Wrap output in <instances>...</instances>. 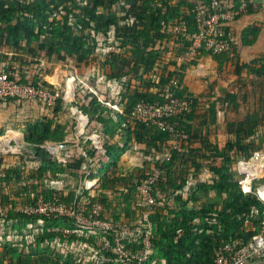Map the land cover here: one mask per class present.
Returning <instances> with one entry per match:
<instances>
[{
    "label": "trees",
    "instance_id": "trees-1",
    "mask_svg": "<svg viewBox=\"0 0 264 264\" xmlns=\"http://www.w3.org/2000/svg\"><path fill=\"white\" fill-rule=\"evenodd\" d=\"M238 2L231 0L235 7ZM191 7L189 0H0V60L12 61L21 80L34 84L40 80L54 91L46 82L50 67L58 66L64 69L63 75H72V68L91 64L101 69L105 81L117 83L120 104L119 108L113 106L92 78H82L68 103L86 124L93 122L88 132L97 131V145L85 140V156L72 147L56 158L40 144L44 140H62L71 133L72 128H64L50 117L68 107L57 95L49 117L27 120L22 129V138L30 149L26 156L37 159V166L28 172L14 159L4 158L7 165L0 163V192L4 191L0 202L20 194L26 200L35 195L47 197L50 191L42 193L36 180L48 171L55 173L65 168L76 176L86 160L99 175L98 187L110 190L108 196L97 191L93 198L113 212L114 218L132 217L134 186L128 183L132 172L120 174L117 164L122 151L135 144L148 157L144 159L148 165L143 164L145 168L149 170L153 165L159 172L152 185L156 204L149 214L151 248L144 264H211L213 250L219 244L231 239L246 241L257 231L262 222V204L252 193L241 190L232 163L230 167L233 158L255 147L252 139L244 141L252 129L244 130V137L237 132L233 138L224 137L221 148H210V142L199 138L197 144L189 141L184 149L168 150L171 131L130 116L132 105L138 100L162 101L159 93L172 82L173 95L190 99L191 110L170 115L165 122L174 132H190L188 120L198 100L192 91L181 87L186 65L176 59L186 50L189 40L182 34L171 37L164 27L182 19L187 32L194 31ZM260 9L264 10V1L246 0L236 19ZM256 33L257 26L247 25L240 31L239 41L248 45ZM234 50L233 45L232 52L212 54L198 48L189 58L208 53L221 72L227 61H233ZM194 59L190 64L195 63ZM262 63L242 66H248L250 77L260 82L264 81ZM167 150V159L154 157ZM215 155L221 157L220 162H215ZM205 161L210 174L202 178ZM188 169L193 184L183 197L182 190H186L182 184ZM28 222L36 229L24 237L22 228H27ZM70 224L66 217L52 215L18 213L0 218V264H84L80 253L69 246L70 240L83 237L57 229ZM15 230L21 235L20 243H28L27 250L21 251L16 245Z\"/></svg>",
    "mask_w": 264,
    "mask_h": 264
},
{
    "label": "built area",
    "instance_id": "built-area-1",
    "mask_svg": "<svg viewBox=\"0 0 264 264\" xmlns=\"http://www.w3.org/2000/svg\"><path fill=\"white\" fill-rule=\"evenodd\" d=\"M189 1L192 3L191 11L196 27L194 31L187 32V25L182 19L169 22L164 27V31L171 37L182 34L188 38V46L181 58L195 54L198 48L212 54L232 52L236 41L232 26L246 0H238L237 7L233 6L231 0ZM12 65L14 66L12 61L0 60V102H16L26 106L35 102L45 117L50 116L54 100L58 95L57 88L53 91L41 84L40 80L35 84L29 80H21ZM171 83L165 84L159 93L163 97L162 101L138 100L132 105L130 115L140 121L155 123L160 129L171 131L172 137L167 142L168 150L171 148L181 150L186 148L188 134L183 131L174 132L173 127L165 122V118L181 111H188L191 100L173 95L170 90ZM72 88L65 84L63 103H66ZM77 136L73 135L70 140L65 138L56 141L44 140L40 146L56 158H60L63 152L71 150L72 147L85 156L84 141L90 140L96 145L95 135L90 133L80 137V140ZM9 139L10 137L7 138L6 144L11 148ZM5 150L3 149L4 152ZM168 150L154 157L160 160L167 159ZM144 158L148 157L144 156ZM232 168L241 190L244 193H252L262 204V222L248 240L231 239L215 247L211 264H245L264 253V148L254 147L247 155H237L233 158ZM140 169L137 173L132 172L128 182L134 186L132 217L120 215L114 218L99 200L93 198L97 192L96 184L99 176L95 174L94 167L84 160L76 176L67 172L66 176L75 179L72 184L62 186L59 181L61 186L56 188L47 186L50 189L49 196L35 195L32 200L15 197L0 202V218L18 213L29 216L66 217L71 224L57 229L63 233H75L83 237L80 238L81 240H70L69 246L80 253L84 264L87 261L93 264H144L151 248L149 214L156 204L152 185L159 172L153 165L147 170L142 164ZM47 177L49 176H44L42 179L46 182ZM53 177L62 178L61 174ZM59 184L55 182V185ZM60 243L57 242L58 245Z\"/></svg>",
    "mask_w": 264,
    "mask_h": 264
},
{
    "label": "rangeland",
    "instance_id": "rangeland-1",
    "mask_svg": "<svg viewBox=\"0 0 264 264\" xmlns=\"http://www.w3.org/2000/svg\"><path fill=\"white\" fill-rule=\"evenodd\" d=\"M251 16H254L252 22L257 21L261 23L260 25H256L259 26V28L264 33V10L260 9L259 11L254 12V14H252ZM251 16H249V19L251 18ZM256 18L261 19L256 20ZM233 35L235 36L234 31ZM114 44L115 43H112V45ZM233 45L236 47V41ZM262 47L264 48L263 42L260 48ZM205 51L206 50H204V52ZM204 54L208 56L205 63V72H203L201 75H196L194 69L190 68L194 67L196 64H190V60L194 58H181V55L179 56V58H176L178 62H182L186 65L185 69L187 71L188 78L192 77L191 80H194L195 82H197L195 77H197L198 79L204 78V90H202L198 94H196L195 92H191L198 101L193 105V113L190 117L191 119L188 120V123L190 125V132L188 133L190 141H192L194 144H197L199 138H205L208 142H210V148L214 149L213 146H215L216 148H221L223 145L224 137L233 138L236 132L238 133L239 137H244L245 133L243 131L246 129H252V134L246 136V139H244V141L252 139L256 147L264 148V81L261 80L260 82H257L253 80L250 77V73L248 72L249 67L242 66V64L256 66L263 64L262 62H264V50L256 54L254 57L250 56L249 58H247V56H242L241 60H239L238 58H232L233 62L229 66H226V68H224L221 72L217 71L216 62L214 64L212 59L209 57V54ZM171 56L174 57L173 51L171 53ZM187 60L189 61L187 62ZM194 61L196 62L197 60L194 59ZM198 69L203 70V68L201 67ZM56 70V76L58 77L57 81H55V77L50 76V74L47 78L50 80L53 79L55 85L58 86V80H60L61 74L59 72H64V69H61L58 66L50 67L51 73H54ZM71 71L72 75L77 77V80L74 79V86L77 85L78 87L82 78L90 77L97 83V89L101 93L102 91H104L108 98H110V100L112 101V105L117 107L120 106L117 103L119 89L117 83H110L109 81H105V79L103 78L104 74L102 73L100 68H96L95 65L92 66L90 64L87 66L82 65L79 67V69L72 68ZM199 73L201 72L199 71ZM67 76L70 77V75L63 76L60 82L63 88L65 87V79ZM190 84L192 87H197L195 83ZM196 89L198 90V88ZM72 91L73 88L70 90V92L72 93ZM79 95L80 94L78 93L77 98ZM32 105H37V103L35 104V102H33ZM67 106L68 107H65L61 113L57 115L50 114V117H52L56 122L61 123L64 128H72L73 130L83 129V132L81 134H83V136L88 135L89 127L93 125V122H91L90 124H86V120L79 114L77 109L69 105V103L67 104ZM30 108L31 107H28L25 104H16L14 102H5L0 105V128L3 129V132L2 134H0V136L4 135L8 138V136L6 135L13 133V135H11L9 139V146L11 148H8L7 146L2 147L3 149H6V152H4L1 148L0 142V153H2V156L0 155V163L7 165L4 158L14 159L18 165L23 166L24 170L28 172H30L37 166L38 160L34 158L28 159L27 156L30 155V149L26 147V144L22 138V129L24 127V123L27 120H30L31 118H39L40 116L39 113H37L36 111L35 113ZM32 114H34L33 117H31ZM139 148H141L140 145ZM139 148L135 147V144H131L127 146L126 149L128 150L125 149L122 151L119 162L117 164V166H120V174H125L128 172L137 173L141 170L140 165L144 164L145 166H148L145 163V160L139 161L137 159L128 164L129 160L126 159V156L124 157L125 153L130 151H134L135 154H137V152L140 151ZM213 149L211 150L213 151ZM16 151H18V154L16 153ZM10 154H13V156L15 157H10ZM20 154L22 155V158H20ZM128 155L130 154L128 153ZM123 158H125V164L121 163V160ZM215 158V162H220L221 157L219 155H215ZM122 161L124 162V160ZM232 161L230 162V167ZM208 164V161H205V163L203 164V172L200 174L202 178L209 176L210 174L208 170ZM187 171L188 172L184 175V181L182 184V187L186 190H182L181 196L183 197L188 192H190V188L193 184V181L190 177L191 174L189 173L191 171L189 169ZM67 172H69L68 168H65V170H61L59 172L55 171V173H51L50 171H48V174H45V176L53 177L61 174L62 178L53 177L50 179L49 177H47L46 182L44 181V179L40 178L39 180H36L38 181V189H42L43 192H41L45 193L46 191H50L47 186L56 188L57 186H61L62 184V186L70 185V183L72 184L75 179L71 176H66ZM0 178H3L1 168ZM59 181L61 185L59 184ZM55 182L59 185H55ZM73 189L74 188H72V190ZM96 191H100L107 196L110 194V190L103 191L102 189H100L98 187V182L96 184ZM16 197L19 199H26L23 194L17 195ZM109 213L112 214L113 212ZM28 231V229L22 228V234H24V237L26 236ZM9 232L11 231L9 230ZM13 237L16 239V242L12 239L11 242L17 243L16 245L22 248L21 251L27 250L28 243H22V241L20 243L21 235H19L16 230L14 231ZM81 252L84 253L82 250ZM7 259L8 258L5 257L3 260L6 262Z\"/></svg>",
    "mask_w": 264,
    "mask_h": 264
},
{
    "label": "crops",
    "instance_id": "crops-1",
    "mask_svg": "<svg viewBox=\"0 0 264 264\" xmlns=\"http://www.w3.org/2000/svg\"><path fill=\"white\" fill-rule=\"evenodd\" d=\"M254 1H261V0H254ZM253 13H250V14H244V15H241L240 17H238L234 23H233V26H232V29L235 33V39H236V47H235V50H234V56L233 57L234 59H239L241 60L242 56H247V58H249L250 56L254 57L256 54H258L259 52L263 51L264 48H260L261 47V44L262 42L264 43V33L262 32V30L259 28V26H257L256 24L260 25L261 23L260 22H252V19L254 18V16H251ZM249 16H251V18L249 19ZM261 18H256V20H260ZM250 24H254L255 26H257V33L255 35V37L252 39L251 43L248 44V45H244V44H241V42L239 41V34H240V31L242 30V28H244L245 26L247 25H250ZM241 45V46H240ZM208 56V55H207ZM207 56L205 54H202V55H198L195 59L197 60L194 64L195 66L194 67H190L191 69H194V71L196 72L195 74L196 75H201L203 72H205V68H206V59H207ZM233 56V55H232ZM210 57V56H209ZM211 58V57H210ZM212 61L214 62L215 64V60H213V58H211ZM232 60V59H231ZM233 61H227L223 66L224 68H226V66H229ZM203 68V70H200L198 68ZM59 70V69H58ZM57 71V70H56ZM56 71L54 73H51L50 72V76L54 74L55 76V81H57V76H56ZM186 71V69L184 70ZM199 71L201 73H199ZM198 72V73H197ZM61 73V72H59ZM192 77L188 78V75H187V71L184 72V75H183V78H182V88L183 89H186L187 91H192V92H195L196 94H198L199 92H201L202 90H204L203 88V85H204V78L202 79H198L197 77H195V79L197 80V82H195L194 80H191ZM60 80H61V76H60ZM52 81V80H51ZM206 81V80H205ZM190 83H195L197 85V87H192ZM57 87V86H56ZM198 88V90L196 89ZM200 89V90H199ZM13 103V102H12ZM16 103V102H14ZM3 104V103H1ZM0 104V105H1ZM17 104V103H16ZM33 106V105H32ZM32 106H28V107H31L30 109L32 111H36L37 113L41 115H43V113L41 112V109L38 108V107H32ZM35 112V113H36ZM193 113V112H192ZM34 114H32L31 117H33ZM33 119V118H31ZM191 119V118H190ZM72 130V129H71ZM77 130V131H76ZM72 130L71 133H69L68 135L65 136V139H69L73 136V135H78L80 137H84L83 134H81L83 132V129L82 130ZM94 132H97V131H94ZM13 135V133H10L9 135H6L8 136V138ZM19 137V136H18ZM0 142H1V147L3 146H7L6 144V140H7V137H1L0 138ZM8 147V146H7ZM78 152V150H77ZM128 153L130 155H128ZM126 156V159L129 160L128 164H130L131 162H133L134 160H139V161H142V157L138 154H135V152H126L124 157ZM124 160V162L122 161ZM121 160V163H124L125 164V158H123ZM124 166V165H123ZM245 264H264V253L261 254L257 259H254L252 261H249Z\"/></svg>",
    "mask_w": 264,
    "mask_h": 264
},
{
    "label": "clouds",
    "instance_id": "clouds-1",
    "mask_svg": "<svg viewBox=\"0 0 264 264\" xmlns=\"http://www.w3.org/2000/svg\"><path fill=\"white\" fill-rule=\"evenodd\" d=\"M194 55V54H193ZM192 56V55H191ZM191 56H189V57H191ZM188 57V58H189ZM57 72V71H56ZM49 74H50V72H49ZM48 74V75H49ZM48 75L46 76V82H48L49 84H51L52 86H53V88L55 89V88H57V90H58V95H60L61 96V98H62V95H63V92H64V89H65V87L63 88L62 87V84H60V82H61V80H62V77L63 76H66V75H63V72H61V74H60V76H61V80H58V86L56 87V85H55V83H54V80L53 79H48L47 77H48ZM52 76V75H51ZM28 77V76H27ZM53 77H55L54 75H53ZM74 79H76L77 80V77H75V76H73V75H70V77H66V79H65V84H68L69 86H72L73 87V91H72V93L71 94H69V98L67 99V101H66V103H68V100L71 98V95H73L74 93H75V87L76 86H74ZM53 82V83H52ZM110 83H115V82H113V81H109ZM91 89V88H90ZM61 90V92L59 93V91ZM102 96V95H101ZM119 102V100H117V103ZM63 103V102H62ZM20 104V103H19ZM63 104H65V103H63ZM111 104H112V101H111ZM119 104V103H118ZM120 105V104H119ZM27 106H32V105H27ZM114 106V105H113ZM32 107H38V106H36V105H33ZM117 107V106H116ZM120 107V106H119ZM119 107H117V108H119ZM39 108V107H38ZM191 110V108L188 110V111H186V112H189ZM50 114H51V112H50ZM41 116H44V115H41ZM131 116V115H130ZM49 117V116H48ZM132 117V116H131ZM137 120V119H136ZM90 133H94V135H95V138H96V143H97V134H96V132H94V130L93 131H91V132H89V134ZM188 138V137H187ZM187 141V144L189 143V141L190 140H186ZM186 144V145H187ZM97 145V144H96ZM256 147V146H255ZM126 150H128V149H126ZM5 152H6V150H5ZM137 154L138 155H140L141 157H142V161L145 159L144 158V156H146L147 157V155H144L142 152H137ZM248 154V153H247ZM247 154H245V155H247ZM96 174V173H95ZM96 175H98V174H96ZM99 176V175H98ZM26 229H28L29 231L30 230H35L36 228H35V226H33V225H31V223L30 222H28V224H27V228ZM26 236H27V234H26ZM25 236V237H26Z\"/></svg>",
    "mask_w": 264,
    "mask_h": 264
}]
</instances>
